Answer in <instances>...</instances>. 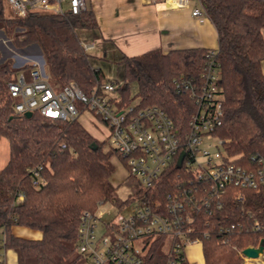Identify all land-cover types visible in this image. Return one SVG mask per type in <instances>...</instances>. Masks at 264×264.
Wrapping results in <instances>:
<instances>
[{"label": "trees", "instance_id": "obj_1", "mask_svg": "<svg viewBox=\"0 0 264 264\" xmlns=\"http://www.w3.org/2000/svg\"><path fill=\"white\" fill-rule=\"evenodd\" d=\"M217 32L216 61L223 92L222 123L214 135L223 141L225 153L242 160L256 151L264 152V0H200ZM0 0V46L16 49L37 45L44 57L50 81L62 86L73 80L82 89L106 79L91 53L81 46L79 31H95L97 22L90 8L78 14L28 12L18 16ZM88 38V37H87ZM207 48H159L140 54L119 53L113 59L122 69L118 93L124 103L138 97L140 105L155 104L173 120L179 131L188 128L195 111L186 92H177L173 79L198 78ZM105 58L106 55L101 56ZM32 65L16 66L0 49V138L8 141V157L0 168V233L4 249L16 253L18 264H89L76 247L80 212L94 211L109 202L122 206L110 177L112 156H121L108 139L94 137L77 120L61 121L33 113H12L7 82ZM137 91L130 93V84ZM123 160V159H122ZM124 161V160H123ZM40 166L42 183L33 184L30 169ZM182 170L172 164L158 184L146 191L148 198L163 200L179 182ZM137 189L136 193H140ZM21 195V199L18 196ZM237 201L229 189L221 206L210 214L202 212L196 222L204 264H243L238 249L256 246L261 240L264 258V190L243 189ZM241 227L225 231L230 223ZM24 226L41 233L39 239L12 232ZM167 235H156L143 264L166 261Z\"/></svg>", "mask_w": 264, "mask_h": 264}, {"label": "built area", "instance_id": "obj_2", "mask_svg": "<svg viewBox=\"0 0 264 264\" xmlns=\"http://www.w3.org/2000/svg\"><path fill=\"white\" fill-rule=\"evenodd\" d=\"M172 8H190L199 21L207 17L200 0H149ZM18 16L28 12L78 14L86 0H5ZM89 52L95 49L92 38L80 41ZM216 48H207L200 76H180L172 83L177 92L189 94L195 111L188 128L179 131L167 113L155 104L124 103L118 93L121 81L106 78L82 90L73 80L62 86L53 85L41 66L34 62L27 70H19L7 82L12 99V113L25 112L61 121H72L89 110L108 130L107 139L124 160L126 168L137 179L140 193L122 206L109 203L116 210L84 209L80 212L76 231L77 250L89 264H143L145 254L156 235L171 236L163 264H187L184 248L201 243L196 234L199 214H210L221 206V196L229 189L237 201L243 200V189L264 190V152L256 151L242 160L232 159L223 148L222 139L214 135L222 123L223 92L219 84ZM183 157L180 166L177 161ZM182 170L179 182L163 200L148 198L163 173L172 165ZM30 169L33 184L42 183L39 169ZM129 198V197H128ZM21 199V195L18 196ZM127 199V198H126ZM107 214L106 218L102 215ZM241 227L230 223L225 231ZM264 228L257 223L253 229ZM251 246V245H249ZM257 246V245H256ZM243 259L264 263L263 253ZM4 239L0 233V264H4Z\"/></svg>", "mask_w": 264, "mask_h": 264}, {"label": "crops", "instance_id": "obj_3", "mask_svg": "<svg viewBox=\"0 0 264 264\" xmlns=\"http://www.w3.org/2000/svg\"><path fill=\"white\" fill-rule=\"evenodd\" d=\"M86 7L92 9L97 22L96 30L88 31L86 37L95 41L92 51L99 56L136 55L154 48L168 52L217 47V32L210 19L199 21L189 7L172 8L149 0H86ZM261 69L264 75V60ZM12 232L24 238L41 237L40 231L24 226H13ZM3 259L4 264H18L12 249H4Z\"/></svg>", "mask_w": 264, "mask_h": 264}, {"label": "rangeland", "instance_id": "obj_4", "mask_svg": "<svg viewBox=\"0 0 264 264\" xmlns=\"http://www.w3.org/2000/svg\"><path fill=\"white\" fill-rule=\"evenodd\" d=\"M7 13H10L6 7ZM87 31H79L78 34L81 38H87ZM1 44V43H0ZM97 45V44H96ZM4 57H12L14 59V65H32V63H41V66L47 73L45 60L37 45H30L22 49H16L11 46L10 43L6 44V48L0 46ZM93 52V53H92ZM89 51L94 57L92 58L93 64H99L105 73V76L110 77L113 80H122V69L113 59L112 55L107 54L105 58H102L97 51ZM48 74V73H47ZM50 80V79H49ZM52 83V82H51ZM53 84V83H52ZM55 85V84H53ZM137 86L135 83L130 84L131 95L135 94ZM138 100V97H134L133 101ZM77 120L89 131L94 137L99 140L107 139L108 130L100 121H98L89 110H84L82 114L77 117ZM110 146L109 144L106 146ZM8 157V141L5 137L0 138V168L3 162ZM111 161L114 165V172L112 173L110 180L116 187V194L120 200H125L128 197L136 196V191L139 188L137 179L129 174L125 162L117 156H112ZM100 210L115 211L116 208L111 206L108 202L103 203ZM107 214L102 215V218H106ZM171 236L167 237V244L165 245V251L169 249ZM185 257L187 256V264H204L201 243H191L184 248ZM243 264L249 263L248 259H243ZM264 260V258H263Z\"/></svg>", "mask_w": 264, "mask_h": 264}, {"label": "water", "instance_id": "obj_5", "mask_svg": "<svg viewBox=\"0 0 264 264\" xmlns=\"http://www.w3.org/2000/svg\"><path fill=\"white\" fill-rule=\"evenodd\" d=\"M31 115L32 114L30 112L24 113L25 117H30ZM182 157H183V152L180 154V156L178 158L177 166H180ZM262 240H261V242H262ZM261 242L257 246H247V247L243 248L241 251L242 254L248 258H257L260 253H263V244Z\"/></svg>", "mask_w": 264, "mask_h": 264}, {"label": "bare ground", "instance_id": "obj_6", "mask_svg": "<svg viewBox=\"0 0 264 264\" xmlns=\"http://www.w3.org/2000/svg\"><path fill=\"white\" fill-rule=\"evenodd\" d=\"M247 264H264V263H255V262H253V261H250V262L247 263Z\"/></svg>", "mask_w": 264, "mask_h": 264}]
</instances>
